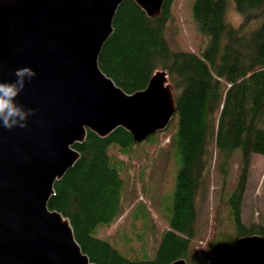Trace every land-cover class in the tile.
<instances>
[{"label":"trees","instance_id":"16d2710c","mask_svg":"<svg viewBox=\"0 0 264 264\" xmlns=\"http://www.w3.org/2000/svg\"><path fill=\"white\" fill-rule=\"evenodd\" d=\"M173 1L164 0L161 13L148 17L133 0H123L98 57L100 69L128 93L144 88L157 70L167 73L176 93L178 126L171 141L179 168L165 215L167 228L154 256L139 245L140 233L126 236L121 246L100 235L101 227L111 226L121 214V173L140 145L125 129L118 127L105 137L88 130L85 140L74 145L79 158L55 182L48 201L50 209L68 217L77 242L96 264H166L178 258L203 264L222 256L238 236L264 234V225L248 226L241 218L251 157L264 154V0H234L242 17L237 26L226 18L228 0H195L196 28L209 37L201 54L169 48L165 27ZM236 149L239 172L225 201L229 222L216 228V209V229L205 241L202 259H191L198 194L205 195L212 164L224 184ZM140 210L133 205L129 212L144 225L146 213Z\"/></svg>","mask_w":264,"mask_h":264},{"label":"water","instance_id":"95a60500","mask_svg":"<svg viewBox=\"0 0 264 264\" xmlns=\"http://www.w3.org/2000/svg\"><path fill=\"white\" fill-rule=\"evenodd\" d=\"M123 0H0V81L36 73L16 98L32 109L27 127H0V264H96L77 242L68 217L50 209L55 182L73 166L87 131L121 127L133 142L164 130L177 110L164 70L126 92L99 67ZM157 17L164 0H133ZM166 264H187L178 258ZM203 264H264V234L236 237Z\"/></svg>","mask_w":264,"mask_h":264},{"label":"rangeland","instance_id":"374dc122","mask_svg":"<svg viewBox=\"0 0 264 264\" xmlns=\"http://www.w3.org/2000/svg\"><path fill=\"white\" fill-rule=\"evenodd\" d=\"M195 0H174L165 27V38L172 51H193L203 53L209 43L207 34L197 30L192 6ZM228 23L237 26L241 15L235 9L234 0H228L226 13ZM178 126L174 114L169 125L140 142L122 170V193L120 216L111 226L101 227L100 235L107 237L114 245L121 246L126 236L142 234L139 245L154 256L155 249L165 228L166 212L171 203L179 168L178 154L171 138ZM264 127V124H263ZM240 150L233 153L224 184L213 164L209 169V184L204 194L197 197L196 237L191 241L189 257L202 259L205 241L219 225L223 229L228 221V206L225 203L238 176ZM137 202V204H136ZM146 213L145 224L141 217H131L130 208ZM146 206L145 210L143 209ZM219 211V223L213 227L215 210ZM241 218L246 225H264V154H253L248 168L246 188L241 206ZM218 222V220H216ZM232 224V220L230 219ZM229 227V224H228ZM134 241V240H133ZM137 243V248L139 249Z\"/></svg>","mask_w":264,"mask_h":264},{"label":"clouds","instance_id":"9594fccd","mask_svg":"<svg viewBox=\"0 0 264 264\" xmlns=\"http://www.w3.org/2000/svg\"><path fill=\"white\" fill-rule=\"evenodd\" d=\"M13 75L14 81H0V127L7 130L26 128L28 117L34 115L32 109L26 110L15 101L25 89L26 81L31 82L35 77V71L29 67H22L15 70Z\"/></svg>","mask_w":264,"mask_h":264}]
</instances>
